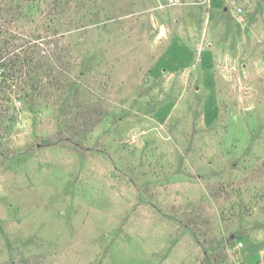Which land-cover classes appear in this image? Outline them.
Masks as SVG:
<instances>
[{
  "label": "rangeland",
  "instance_id": "rangeland-1",
  "mask_svg": "<svg viewBox=\"0 0 264 264\" xmlns=\"http://www.w3.org/2000/svg\"><path fill=\"white\" fill-rule=\"evenodd\" d=\"M0 264H264V0H0Z\"/></svg>",
  "mask_w": 264,
  "mask_h": 264
},
{
  "label": "trees",
  "instance_id": "trees-1",
  "mask_svg": "<svg viewBox=\"0 0 264 264\" xmlns=\"http://www.w3.org/2000/svg\"><path fill=\"white\" fill-rule=\"evenodd\" d=\"M20 64V63H19ZM21 65H24V63H21ZM17 70V69H16ZM18 71V70H17Z\"/></svg>",
  "mask_w": 264,
  "mask_h": 264
},
{
  "label": "crops",
  "instance_id": "crops-1",
  "mask_svg": "<svg viewBox=\"0 0 264 264\" xmlns=\"http://www.w3.org/2000/svg\"><path fill=\"white\" fill-rule=\"evenodd\" d=\"M170 49H171V48H169L168 51H169ZM168 51H167V52H168ZM164 55H165V54H164Z\"/></svg>",
  "mask_w": 264,
  "mask_h": 264
}]
</instances>
